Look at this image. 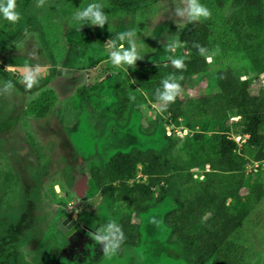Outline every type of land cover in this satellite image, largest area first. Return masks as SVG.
Here are the masks:
<instances>
[{
  "label": "rangeland",
  "instance_id": "rangeland-1",
  "mask_svg": "<svg viewBox=\"0 0 264 264\" xmlns=\"http://www.w3.org/2000/svg\"><path fill=\"white\" fill-rule=\"evenodd\" d=\"M28 1L15 0L14 10L20 16L15 24L0 12V36L11 35L27 21L35 20L43 28L53 59L44 48L39 33L30 30L16 47L0 55V65L13 73L22 68L50 71L56 67L62 73H68L65 70L70 69L73 76H56L47 87L26 97L0 78V242L3 252L6 255L17 251L18 264H194L189 263L194 257L184 253L178 234L169 237L162 217L169 205L152 208L141 215L120 202H115L110 208L112 198L102 195L90 179L87 180L86 192L80 189L77 180L63 181L55 170L62 166L61 163H68L70 156H60L62 160L58 161L53 153L59 156L61 143L57 144L58 140L62 143L63 140H71L73 148L70 149L76 151V155H87L93 149L95 152L97 139L98 153L86 163H79L77 168L79 174L85 172L89 178L90 165L101 164L111 156L112 151L120 147L126 149L133 140H137L133 125L117 132L119 136L115 134L117 127L126 126L129 108L119 117L117 104L103 111L111 100L117 99V93L121 98H127L128 106L133 102L141 105V129L144 133H147L148 122L156 116H165L161 104L155 103L149 108L143 102V97L147 100L144 94H149L148 88L144 84H135L134 71L139 67L152 69L160 64H173V61L189 58L190 54L179 42V34L191 19L213 24L211 41L215 49L211 54L216 61L208 73L193 79L194 88H185L189 97H197L215 88L218 70L247 68L250 72L242 74L243 79L255 75L250 60L241 47H237L229 27V19L237 13L240 0H226L221 8L214 0H196L198 5L209 10L207 17L191 16L190 0H161L136 13L115 9L107 0ZM0 3L7 6V0H0ZM92 4L96 6L94 11L107 17L103 27L91 23V16L82 17ZM116 37L117 42L121 41L124 45L122 48L113 42ZM126 53L135 55L133 63L124 60L115 63L116 56L123 57ZM17 74L16 78L29 84L31 78L28 75L19 71ZM114 75L120 82L118 91L114 87L106 89L105 93L100 92L102 80L110 87L115 86L112 81ZM258 76L260 83L264 84V72ZM40 79L31 80L36 83ZM37 100L44 108H40L39 113L32 111ZM82 102H89L88 109L94 111V119L83 111ZM110 118L116 120V127L106 124ZM74 119L78 120L77 125ZM181 129L179 125L173 131L184 137L187 132L181 133ZM94 132L99 137L91 139ZM42 167L44 171L49 167V173L42 177L40 184L35 185L33 175ZM259 168L264 170V163ZM68 169L75 172L73 167ZM250 174L255 180L256 175ZM139 176L136 180H140ZM142 177L146 181L147 176ZM187 178H182L181 182L189 183L191 179ZM260 179L264 184V174H260ZM84 194L85 199L76 200L83 198ZM177 196L184 200L182 192ZM75 210H81L77 220L80 226L63 232L59 225L68 215L73 216ZM125 217L139 225L141 236L137 244H124L119 237L115 255H105L108 242L103 240V236L109 234L110 224L114 225L111 233L118 236L115 228L120 221H126ZM151 220L154 222L151 223ZM169 221L174 223L175 219ZM129 229L133 231V228ZM133 232H137V228ZM94 236L99 240H95ZM231 239L233 244L224 249L231 258L229 255L227 259L222 258L223 251H220L206 264H264V196ZM107 251L112 253L113 250Z\"/></svg>",
  "mask_w": 264,
  "mask_h": 264
},
{
  "label": "trees",
  "instance_id": "trees-1",
  "mask_svg": "<svg viewBox=\"0 0 264 264\" xmlns=\"http://www.w3.org/2000/svg\"><path fill=\"white\" fill-rule=\"evenodd\" d=\"M107 1L115 9L136 13L161 0ZM214 1L221 8L226 0ZM237 9V13L229 19V27L237 47L244 51L251 62V70L257 75L254 73L243 79L242 74L250 72L247 68L218 70L215 88L197 97H189L185 88H194L193 79L208 73L216 61L211 54L215 49L211 41L213 24L189 20L179 34L180 44L190 54L189 58L181 61V68H176L174 64H160L152 69L136 67L134 71L135 84H144L148 88L149 94H144L147 100L143 97V102L149 108L152 104H161L165 116H156L148 122L147 133H144L141 129V105L133 102L128 106L127 98L123 99L117 93V99L111 100L103 111L117 104L119 117L129 108L126 126L117 127L115 134L133 125L136 129L134 136L139 141L133 140L128 148L120 147L101 164L88 167V179L102 195L112 198L110 208L115 202H120L141 215L152 208L169 205L162 216L169 237L178 234L184 253L194 257L189 263L194 264H206L220 251H223L222 258L227 259V255L231 258L224 249L233 244L231 237L264 196V184L260 179L264 170L259 168L264 163V84L260 83L258 76L264 72V0H240ZM30 30L39 33L44 48L53 59L43 28L35 20L27 21L11 35L0 36V55L16 47ZM209 56L212 57L210 62L206 60ZM56 70L53 67L49 75L32 83L31 87L1 65L0 78L26 97L47 87ZM112 81L115 86L110 87L102 80L100 92L105 93L106 89L114 87L118 91L120 82L115 75ZM166 83L178 86L172 101L164 99ZM82 104L83 111L94 119V111L88 109L89 102ZM42 107L37 100L32 111L39 113L40 108L44 109ZM106 124L116 127V120L110 118ZM179 125L181 133L187 132L184 137L173 131ZM97 134L94 132L90 138L99 137ZM238 136L247 137L239 143ZM95 140V152L93 149V152L81 155V161L86 163L98 153L100 147ZM115 144L118 145L117 141ZM255 164H259L258 167H254ZM247 169H252L251 172L257 175L255 181ZM49 170L48 167L44 171L42 167L34 173L32 180L35 185L41 183ZM138 174L141 175L140 180H136ZM142 176H147L146 181L141 179ZM184 177L191 179L190 182L183 184L181 179ZM180 192L184 200L178 198ZM207 215L208 222L205 221ZM171 218L175 219L174 223H170ZM125 220L118 223L115 232L119 233L117 237L124 244L135 245L141 236L139 225L132 223L129 217ZM129 227L133 231L137 228V232ZM1 244L0 264H18V252L11 251L5 255Z\"/></svg>",
  "mask_w": 264,
  "mask_h": 264
},
{
  "label": "clouds",
  "instance_id": "clouds-1",
  "mask_svg": "<svg viewBox=\"0 0 264 264\" xmlns=\"http://www.w3.org/2000/svg\"><path fill=\"white\" fill-rule=\"evenodd\" d=\"M95 7L96 6L94 4L89 5L86 8V10L82 13V17L91 16L92 17L91 23L99 24L101 27H103V24H104L105 19L107 17L103 16L99 11H94ZM14 9H15V0H7V6L6 7L2 3H0V12H2L4 17L13 24L17 23L20 19L19 14ZM189 14L193 17H200V16L207 17L210 15V12L206 7L198 5L196 0H190V12H189ZM121 47H123V45H121ZM134 59H135L134 54L126 53L123 57L116 56L115 57V63H119L121 60H124L127 63H133ZM211 59H212V57H206V60H208L209 62L211 61ZM173 64L176 68H181L183 66L181 61H179V60L173 61ZM8 83H11V82H8ZM32 83H33V81L31 79H29V87L32 86ZM165 88H166V93L164 95V99L169 100V101L174 100L178 86L175 84H167L166 83ZM81 162H84V161H81ZM81 173H85V172H81ZM87 179H88V176H87ZM150 222L153 223L154 221L151 220ZM112 227H114V225L110 224L109 225V234L103 236V240L108 242L106 244V248H105V255H109V256L115 255V249H117L119 247V243L114 242L118 239V237L116 234L111 233ZM117 231L119 232V230H117ZM120 235L122 236V233H120ZM110 236H111V239L109 238ZM93 238L95 240H99V238L96 236H94ZM107 249H112L113 250L112 253H108Z\"/></svg>",
  "mask_w": 264,
  "mask_h": 264
},
{
  "label": "flooded vegetation",
  "instance_id": "flooded-vegetation-1",
  "mask_svg": "<svg viewBox=\"0 0 264 264\" xmlns=\"http://www.w3.org/2000/svg\"><path fill=\"white\" fill-rule=\"evenodd\" d=\"M65 70V69H64ZM58 72H60L59 71V69L57 68V70H56V74H55V77H54V79L56 78V76H59L58 75ZM72 72H73V70H72ZM70 73L69 75H68V77H72L73 76V73ZM49 74H50V71H49ZM49 74H47V75H49ZM64 75V76H66L67 74L64 72V73H62L61 72V75ZM46 75V76H47ZM31 76H29L28 78H30ZM33 77V76H32ZM53 79V80H54ZM74 121L76 122V125H77V119H74ZM61 127H63V126H61ZM65 128V127H64ZM61 135H63V134H59V136H61ZM66 138V137H65ZM71 141V140H70ZM69 140L66 142V140H63V143H62V141H60V140H58V143L57 144H59V143H61V145H60V152H59V156H58V154L55 152V154L53 153V157L55 158V159H58V161H60V158L63 156V155H65V154H68L70 157H68V163H70V164H68V163H61L62 164V166H60L57 170H55V171H57L58 172V174H59V176L60 177H62V180L63 181H67L68 180V182L70 181V179H74V180H77V183L79 184V187H80V189L84 192H86V189H87V187H88V185H87V177H86V174L85 173H81V174H79L78 172H77V168L80 166L79 165V163H81L82 164V162H81V160H80V156L79 155H76V151H74L73 149H70V148H73V147H71V142H70ZM65 142H66V144H65ZM63 144H64V147H63ZM61 156V157H60ZM75 159V160H77V161H75L73 158ZM78 159L80 160V161H78ZM61 160H62V158H61ZM73 167L75 170V172H73V171H69V169L68 168H71V167ZM79 171V170H78ZM54 172V171H53ZM72 173H74L73 174V176H69V175H72ZM75 176V177H74ZM71 177V178H70ZM76 178V179H75ZM79 178H81V181L79 182ZM85 188V189H84ZM86 198V196H85V194H84V196H83V198H79V199H76L77 201L78 200H83V199H85ZM80 211L81 210H75L74 212H73V215H74V213L76 214V212H78L77 213V220H78V215H79V213H80ZM67 217H69V215L67 216ZM71 217H73V216H71ZM66 218V217H65ZM80 226V225H79Z\"/></svg>",
  "mask_w": 264,
  "mask_h": 264
},
{
  "label": "water",
  "instance_id": "water-1",
  "mask_svg": "<svg viewBox=\"0 0 264 264\" xmlns=\"http://www.w3.org/2000/svg\"><path fill=\"white\" fill-rule=\"evenodd\" d=\"M117 39H118V37L113 39V42H117ZM117 45L121 47V45H122L121 41H118ZM17 71L24 73L28 76H31L30 77L31 79L36 78V77L42 78V76L46 77V75L49 74V71H47L44 68H35V69H28V68L23 69L22 68V69L17 70ZM17 71L13 74L14 77H16L18 75ZM65 71L68 72V73H66L67 75H69L72 72V70H70V69H66ZM41 74H44V75H41ZM58 75H61V72H58ZM77 213L78 212H76V214H74L73 217L69 216L65 220H63L62 223L59 225V229H61L63 232H66V230L68 228L72 227V230H75L76 228H78L79 224H77V222H78L77 221Z\"/></svg>",
  "mask_w": 264,
  "mask_h": 264
},
{
  "label": "crops",
  "instance_id": "crops-1",
  "mask_svg": "<svg viewBox=\"0 0 264 264\" xmlns=\"http://www.w3.org/2000/svg\"><path fill=\"white\" fill-rule=\"evenodd\" d=\"M246 137H247V136H244V137L242 138V137L240 136V138H239V139L237 138V139H238L237 141H240V139L242 138V140H241V141L243 142V141L245 140V138H246ZM247 173H251V171H250V170L248 171V169H247ZM253 175H254V174H253ZM255 175H256V174H255ZM255 178L257 179V175H256V177H255ZM255 178H253V179H255ZM256 179H255V180H256ZM255 180H254V181H255Z\"/></svg>",
  "mask_w": 264,
  "mask_h": 264
},
{
  "label": "built area",
  "instance_id": "built-area-1",
  "mask_svg": "<svg viewBox=\"0 0 264 264\" xmlns=\"http://www.w3.org/2000/svg\"><path fill=\"white\" fill-rule=\"evenodd\" d=\"M254 155V153L252 154V156ZM259 164H255L254 167H258Z\"/></svg>",
  "mask_w": 264,
  "mask_h": 264
},
{
  "label": "bare ground",
  "instance_id": "bare-ground-1",
  "mask_svg": "<svg viewBox=\"0 0 264 264\" xmlns=\"http://www.w3.org/2000/svg\"><path fill=\"white\" fill-rule=\"evenodd\" d=\"M61 31V30H60Z\"/></svg>",
  "mask_w": 264,
  "mask_h": 264
}]
</instances>
